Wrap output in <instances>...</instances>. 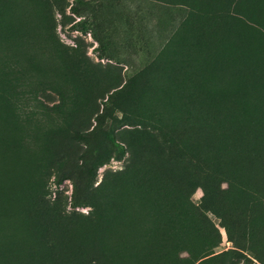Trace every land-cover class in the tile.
Returning <instances> with one entry per match:
<instances>
[{
  "label": "rangeland",
  "instance_id": "1",
  "mask_svg": "<svg viewBox=\"0 0 264 264\" xmlns=\"http://www.w3.org/2000/svg\"><path fill=\"white\" fill-rule=\"evenodd\" d=\"M262 29L264 0H0V249L14 264H264V204L227 198L218 174L237 152L264 201ZM19 57L18 76L2 67ZM247 101L248 142L233 122Z\"/></svg>",
  "mask_w": 264,
  "mask_h": 264
},
{
  "label": "trees",
  "instance_id": "2",
  "mask_svg": "<svg viewBox=\"0 0 264 264\" xmlns=\"http://www.w3.org/2000/svg\"><path fill=\"white\" fill-rule=\"evenodd\" d=\"M79 23L75 24V26H78ZM264 30V29H262ZM260 30L256 36H255V47L258 48L263 42H264V32ZM212 50L210 51L209 54L213 55V56H216L217 53H218V50L216 47H212L211 48ZM19 58H15V59H12V58H9L11 60V62L9 63H3L2 67L4 69H7L8 71H12L13 72V75L16 73V75L18 76L19 74L22 73V71L19 69ZM5 64H8L7 66ZM22 67V66H21ZM10 73V72H9ZM7 73H5L4 75H6ZM27 77V76H26ZM30 78H26L24 79V81L28 80ZM20 81V79L18 80ZM22 81V82H24ZM22 82H17L16 84L17 85H20V83ZM192 83V81H190ZM215 81L208 78V79H205V82H203L201 84V88L204 92L207 91L206 94H208L210 97H218V99L222 98V93L219 91V87L216 83H214ZM34 83L31 81V82H28L26 85H33ZM25 85V84H24ZM193 88H195L193 85H192ZM23 96V95H22ZM221 105L217 106V108H219ZM65 109H68L67 105H65L64 107ZM37 109V110H36ZM36 111V113H43V111L39 110L38 106L34 103V102H31L29 103V112L25 113V115H27L28 113L32 114ZM252 111V112H251ZM260 114V106H258V104L255 103V107H253L249 101H247V104H242V105H239L237 107V111L234 115V119L233 122H234V127L239 129H243L246 133V142L248 141H251L252 140V137L250 135V132L252 131V118L256 115H259ZM236 116V117H235ZM98 117V116H97ZM236 118H239V119H236ZM65 119H66V115L64 114L63 116V122H65ZM40 120L45 123L47 125V129H50V128H55L57 127L58 125L55 123V120L52 119L51 117H49L48 115L46 116V118H44V116L42 118H40ZM39 120V121H40ZM232 124V123H231ZM233 125V124H232ZM232 127V126H231ZM222 144V147H228L229 145V141L227 139L223 140L221 142ZM236 155H237V152L233 153L231 156H229L228 158L224 159V163L222 165V169L221 171L218 173L219 175L221 176H226L225 178V182L227 183L228 187L227 189L224 190V193L227 195V198H231V199H241V198H246L247 196H249L250 198L253 199V203H256V204H264V201L262 200V198L258 195V193H256L252 187V185H247V184H244L243 182H240L238 181V176L237 172H232L231 168L233 166L235 167H240L242 166L241 164L237 163L236 161H234L233 159L236 158ZM98 166L100 167L104 161L102 160V157L99 155L98 158ZM208 167H212V165L210 163H208ZM93 168L94 167H91L88 169V173L90 174V176H94V172H93ZM77 200V201H76ZM74 204L75 205H85V204H89L87 201L85 200H81L79 199L78 197H76V194H75V200H74ZM230 205V203H229ZM179 214H183L182 212H180ZM263 216H264V213H262ZM252 222V221H251ZM253 226L256 225V222H252ZM230 231L232 232V228L229 227V229H226V232L227 233H230ZM185 233V232H184ZM149 238V236H145L144 240L142 243H140V245H143L146 240ZM23 247L21 248L20 250V254H21V258L23 257H29L30 260H33L35 261V256L34 255H31L30 252L32 250H30L32 248V244L29 242V241H24L22 243ZM33 250L35 251L36 248L34 247ZM38 253V252H37ZM36 262V261H35ZM0 264H14V260H13V257L11 256V254L8 252V251H2L0 249ZM15 264H19L18 263V260L15 259Z\"/></svg>",
  "mask_w": 264,
  "mask_h": 264
}]
</instances>
